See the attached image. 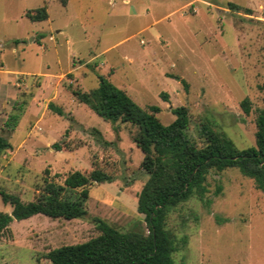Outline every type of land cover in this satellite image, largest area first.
<instances>
[{"label": "rangeland", "instance_id": "obj_1", "mask_svg": "<svg viewBox=\"0 0 264 264\" xmlns=\"http://www.w3.org/2000/svg\"><path fill=\"white\" fill-rule=\"evenodd\" d=\"M41 6L47 19L25 16ZM0 69L16 74L6 86L0 80V126L16 98L33 96L7 135L12 147L0 153V190L27 202L45 174L61 182L92 162L114 175L88 187L83 218L35 214L0 235V264H50L42 256L49 249L99 233L96 217L120 231L147 232L136 210L147 176L132 138L137 128L104 120L69 86L96 87L100 74L141 107L157 105L164 124L174 119L173 107H188L197 142V127L207 121L238 148L253 145L256 113L264 108V0H0ZM244 97L248 114L240 106ZM48 101L64 114L49 110ZM92 127L112 144L100 143ZM56 140L75 147L55 151ZM206 186L209 205L193 195L166 215L174 264H264V193L237 168L210 170ZM0 210L11 207L0 199Z\"/></svg>", "mask_w": 264, "mask_h": 264}, {"label": "trees", "instance_id": "obj_2", "mask_svg": "<svg viewBox=\"0 0 264 264\" xmlns=\"http://www.w3.org/2000/svg\"><path fill=\"white\" fill-rule=\"evenodd\" d=\"M228 6L233 11L240 8L233 2H228ZM249 11L246 8L244 13L249 14ZM25 16L32 21H41L48 18V12L46 6H41L27 9ZM98 77L96 87L82 90L69 86L70 91L78 102L104 120H120L137 128L132 138L142 152L139 167L147 176L137 194L136 210L143 214L147 232L120 231L96 217L99 233L83 242L49 249L42 256L50 264H174L172 254L177 247L174 236L165 228L166 215L171 208L193 195L209 205L211 201L205 195L210 170L237 168L264 193V108L256 113L253 145L238 148L231 138L215 130L207 121H201L197 127L201 139L197 142L188 130L189 112L185 105L173 107L174 119L164 124L156 116L160 109L157 105L145 109L103 75ZM180 81L187 87L184 79ZM160 96L167 100V93L161 92ZM31 97V93H22L12 102L11 110L0 126V153L12 147L7 135L17 126ZM240 106L244 113H249L247 97L241 100ZM47 108L58 115L64 114L62 107L53 101L47 102ZM89 131L100 143L112 144L102 138L97 128L92 127ZM50 147L61 151L71 150L75 145L56 140ZM113 180V174L92 162V167L86 171L67 172L61 182L45 174L34 198L27 202L17 194L0 190L2 203L11 207L10 212L0 210V235L9 231L12 221L35 214L49 218H83L87 213L88 187ZM219 190L220 186H217L215 193Z\"/></svg>", "mask_w": 264, "mask_h": 264}, {"label": "crops", "instance_id": "obj_3", "mask_svg": "<svg viewBox=\"0 0 264 264\" xmlns=\"http://www.w3.org/2000/svg\"><path fill=\"white\" fill-rule=\"evenodd\" d=\"M10 72H12V71H10ZM7 74H8L7 72L0 69V80L3 83V85H5V86L8 85L10 80L16 76V74H15V76H10V74H8V75ZM31 74H34V73H31ZM5 91L7 92V90H5ZM32 98H33V96H32Z\"/></svg>", "mask_w": 264, "mask_h": 264}]
</instances>
